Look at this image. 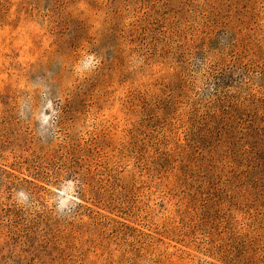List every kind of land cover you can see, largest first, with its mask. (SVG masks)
Instances as JSON below:
<instances>
[{
  "label": "rangeland",
  "instance_id": "1",
  "mask_svg": "<svg viewBox=\"0 0 264 264\" xmlns=\"http://www.w3.org/2000/svg\"><path fill=\"white\" fill-rule=\"evenodd\" d=\"M0 264H264V0H0Z\"/></svg>",
  "mask_w": 264,
  "mask_h": 264
}]
</instances>
